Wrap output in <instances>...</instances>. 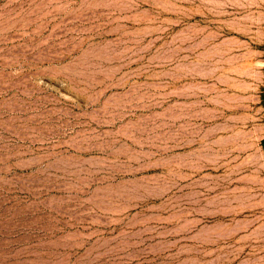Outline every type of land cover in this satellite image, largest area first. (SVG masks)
I'll return each mask as SVG.
<instances>
[{
	"label": "rangeland",
	"instance_id": "1",
	"mask_svg": "<svg viewBox=\"0 0 264 264\" xmlns=\"http://www.w3.org/2000/svg\"><path fill=\"white\" fill-rule=\"evenodd\" d=\"M263 139L264 0H0V264H264Z\"/></svg>",
	"mask_w": 264,
	"mask_h": 264
},
{
	"label": "bare ground",
	"instance_id": "2",
	"mask_svg": "<svg viewBox=\"0 0 264 264\" xmlns=\"http://www.w3.org/2000/svg\"><path fill=\"white\" fill-rule=\"evenodd\" d=\"M175 207V206H174ZM192 207H193V205H192ZM171 208H172V206H171ZM185 210V209H184ZM184 210H182V211H184ZM192 210V209H191ZM180 211H181V209H180ZM180 213V212H179ZM178 214V213H177ZM176 214V215H177ZM203 216V215H202ZM195 217V216H194ZM189 218V217H188ZM191 218V217H190ZM215 218V217H214ZM219 218H220V216H219ZM177 219V218H176ZM201 219V218H200ZM211 219V218H210ZM195 220V219H194ZM196 221H197V219H196ZM182 222V221H181ZM180 222V223H181ZM188 222V221H187ZM194 222V221H193ZM183 223V222H182ZM178 225V224H177ZM183 225V224H182ZM179 226V225H178ZM197 226V225H196ZM184 227V226H183ZM186 227V226H185ZM198 227V226H197ZM188 228V227H187ZM179 229V228H178ZM192 232V231H191ZM191 234V233H190Z\"/></svg>",
	"mask_w": 264,
	"mask_h": 264
},
{
	"label": "trees",
	"instance_id": "3",
	"mask_svg": "<svg viewBox=\"0 0 264 264\" xmlns=\"http://www.w3.org/2000/svg\"><path fill=\"white\" fill-rule=\"evenodd\" d=\"M261 145H262V148L264 150V139L262 140Z\"/></svg>",
	"mask_w": 264,
	"mask_h": 264
}]
</instances>
